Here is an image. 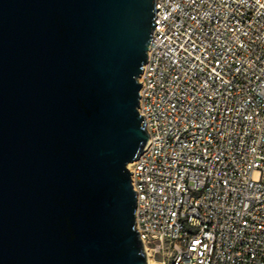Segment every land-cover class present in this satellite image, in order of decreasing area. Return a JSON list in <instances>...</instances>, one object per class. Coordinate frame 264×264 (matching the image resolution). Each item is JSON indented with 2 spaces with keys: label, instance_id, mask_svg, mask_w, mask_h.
Instances as JSON below:
<instances>
[{
  "label": "water",
  "instance_id": "95a60500",
  "mask_svg": "<svg viewBox=\"0 0 264 264\" xmlns=\"http://www.w3.org/2000/svg\"><path fill=\"white\" fill-rule=\"evenodd\" d=\"M155 0H0V264H149L128 165Z\"/></svg>",
  "mask_w": 264,
  "mask_h": 264
},
{
  "label": "built area",
  "instance_id": "2783aa9c",
  "mask_svg": "<svg viewBox=\"0 0 264 264\" xmlns=\"http://www.w3.org/2000/svg\"><path fill=\"white\" fill-rule=\"evenodd\" d=\"M128 168L149 264H264V0H155Z\"/></svg>",
  "mask_w": 264,
  "mask_h": 264
},
{
  "label": "bare ground",
  "instance_id": "6f19581e",
  "mask_svg": "<svg viewBox=\"0 0 264 264\" xmlns=\"http://www.w3.org/2000/svg\"><path fill=\"white\" fill-rule=\"evenodd\" d=\"M130 167V165H128V168ZM149 263V262H148Z\"/></svg>",
  "mask_w": 264,
  "mask_h": 264
}]
</instances>
